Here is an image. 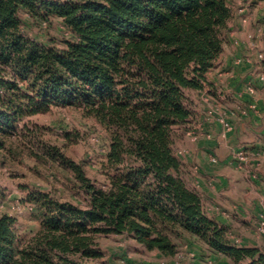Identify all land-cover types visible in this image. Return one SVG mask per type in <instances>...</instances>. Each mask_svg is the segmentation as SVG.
<instances>
[{"label": "trees", "instance_id": "16d2710c", "mask_svg": "<svg viewBox=\"0 0 264 264\" xmlns=\"http://www.w3.org/2000/svg\"><path fill=\"white\" fill-rule=\"evenodd\" d=\"M21 13L60 19L69 38L38 42ZM232 18L230 0H0V150L19 121L53 105L80 108L109 132L103 187L63 161L84 206L28 193L39 223L25 234L0 214V264H102L98 238L109 234L167 258L190 237L213 255L264 264L262 250L231 244L227 227L206 215L175 154L193 120L189 93L207 84Z\"/></svg>", "mask_w": 264, "mask_h": 264}, {"label": "rangeland", "instance_id": "374dc122", "mask_svg": "<svg viewBox=\"0 0 264 264\" xmlns=\"http://www.w3.org/2000/svg\"><path fill=\"white\" fill-rule=\"evenodd\" d=\"M230 5L236 21L247 27L248 32L243 39V36L237 33V26L229 23L225 53L231 59L238 55L253 53L254 59H258V53L264 50V0H230ZM20 16L23 32L38 42L60 47L63 40L69 38L58 18L40 24L23 13ZM243 18L246 22L242 21ZM259 28L262 29L260 33L257 31ZM234 39L243 42L237 45L233 42ZM261 72H264V59L259 60L248 72L246 82L252 83L255 90L263 87L258 82V75ZM262 97L264 98V95ZM198 98L197 92L189 93L191 108ZM65 132L72 133L73 138H66ZM108 140L107 129L95 119L85 116L77 107L53 105L46 112L23 118L17 123L16 131L7 141V150H0V214L7 213L13 216L17 233L25 234L35 231L39 223L38 209L28 200V193L42 191L53 198L84 206L85 196L77 188L73 171L63 161H71L79 166L95 186L103 187L107 176L101 162L107 150ZM185 140H188L185 134L180 136L177 139L180 147L176 148H183ZM240 144L244 146V142ZM55 148L63 153L65 159L61 157L55 159L49 155ZM257 172L258 184L249 178L248 180L243 178L248 184L257 187L259 193L264 194V179L259 177V174L264 176V172L260 169ZM251 197L250 195L247 198L249 203L243 202L246 208L242 211L249 220L240 222L237 218L239 216L234 213L230 219L247 226L248 230L242 231L243 234L248 233L249 237L252 235L257 240L255 247L264 252V240L255 237V215L249 209ZM234 227L238 230V226ZM234 238L240 239V236L233 235L231 239ZM229 241L236 245L230 239ZM239 241L238 246H245L243 240ZM176 242L177 253L174 257L167 258L145 249L125 234L102 235L98 238L99 247L103 252L102 264H160L161 261H164V264H196L205 263L207 259H212L214 264H261L255 260L256 258L253 260L246 257L234 262L228 257L213 255L199 241L190 237Z\"/></svg>", "mask_w": 264, "mask_h": 264}, {"label": "crops", "instance_id": "0c3cea01", "mask_svg": "<svg viewBox=\"0 0 264 264\" xmlns=\"http://www.w3.org/2000/svg\"><path fill=\"white\" fill-rule=\"evenodd\" d=\"M230 23L237 26V33L245 39L248 28L241 26L234 16ZM224 47L215 66L206 73L207 84L202 90L195 91L199 98L192 107V118L202 122L204 129L213 133V138L200 137L195 142L185 140L183 148L187 150V153L180 157V160L183 164L185 181L190 188L200 195L206 215L219 224L228 227L227 236L238 235L240 236L239 240H243L245 246H256L257 240L252 235L249 237L248 233L243 234L242 232L248 230V227L243 226V223L249 220L242 213L243 208H246L243 202L249 203L247 198L251 195L252 200L249 209L256 215V212L264 207V194L263 192L259 193L254 185L245 182L244 178L248 180V177L230 165L227 159L232 146L242 145L240 143L244 142L246 150L252 152L264 145V98L262 97L264 88L256 89L255 95L252 97L244 89L246 80H248V72L258 63L259 59H254L252 53L250 54L252 58L250 61L235 64L234 59L225 53ZM217 90L224 93L223 97L216 93ZM251 99L255 100L257 104L256 110L248 109V103ZM213 103H220L229 112L233 123V130L227 139L220 144L216 143L219 124L214 118H207L204 115L206 108ZM242 109H247V113L244 114ZM178 146L180 147L179 143L176 142V147ZM210 153L216 155L218 159L216 164L208 161ZM193 165L199 167L196 174L191 170ZM258 169L264 172V157L261 159V165ZM259 177L264 179L262 174H259ZM195 180H197L196 187L194 186ZM252 181H256L258 184L257 179ZM255 197L256 199H253ZM219 207L230 211L232 216L233 213L237 214L239 216L237 217L238 221L243 223L232 221L230 217H223L217 211ZM234 226H238V230ZM255 237L264 240L256 235ZM150 251L161 256L157 250Z\"/></svg>", "mask_w": 264, "mask_h": 264}, {"label": "built area", "instance_id": "2783aa9c", "mask_svg": "<svg viewBox=\"0 0 264 264\" xmlns=\"http://www.w3.org/2000/svg\"><path fill=\"white\" fill-rule=\"evenodd\" d=\"M242 21L246 22V19L243 18ZM261 30L262 29L259 28L257 31L260 33ZM233 42L237 45H240L243 41L234 39ZM257 56L259 60H263L264 50L260 51ZM250 59H252L250 54L238 55L235 57L234 62L235 64H241L243 62L250 61ZM258 82L264 87V72L259 73ZM244 89L245 92L248 93V95H250L251 97L255 95L256 90L252 83L247 82L245 84ZM216 93L221 97H223L224 95V93L221 90H217ZM248 109L251 110L257 109V104L255 100L251 99V101L248 103ZM241 111L244 114L247 113V109H242ZM204 115L207 118H214V120L220 126L216 136V143L220 144L223 141H225L229 133L233 130V123L229 116V112L225 108H223L220 103H213L206 108ZM184 134L188 139V141L190 142H195L200 137H205L207 139L213 138V133L209 130H205L202 122H200L198 119H194L192 121V123L186 129ZM185 153H187L186 149L183 148L175 149V154L178 157L183 156ZM263 157H264V145L252 152H248L244 146L235 145L230 147V153L227 162L230 165H232L234 168L242 171L250 180H255L258 178L257 170L261 165V159ZM208 161L213 164H216L218 162V159L215 154L210 153L208 156ZM191 170L193 173L196 174L199 171V167L197 165H193L191 167ZM194 186L195 187L197 186V180L194 181ZM217 211L225 218L231 216V212L226 209L219 207L217 208ZM254 232L257 237L264 239V207H262L260 210L256 212L255 221H254ZM228 237L231 240V242H234L236 245L238 244V242H240L238 238L231 239L233 235H228ZM212 262H213L212 259H207L205 263H198V264H214ZM160 264H164V261H161Z\"/></svg>", "mask_w": 264, "mask_h": 264}]
</instances>
